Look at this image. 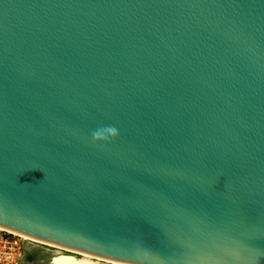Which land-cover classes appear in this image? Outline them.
Masks as SVG:
<instances>
[{
  "label": "water",
  "instance_id": "95a60500",
  "mask_svg": "<svg viewBox=\"0 0 264 264\" xmlns=\"http://www.w3.org/2000/svg\"><path fill=\"white\" fill-rule=\"evenodd\" d=\"M0 228L264 264V0H0Z\"/></svg>",
  "mask_w": 264,
  "mask_h": 264
},
{
  "label": "built area",
  "instance_id": "2783aa9c",
  "mask_svg": "<svg viewBox=\"0 0 264 264\" xmlns=\"http://www.w3.org/2000/svg\"><path fill=\"white\" fill-rule=\"evenodd\" d=\"M25 255V240L0 228V264H20Z\"/></svg>",
  "mask_w": 264,
  "mask_h": 264
},
{
  "label": "bare ground",
  "instance_id": "6f19581e",
  "mask_svg": "<svg viewBox=\"0 0 264 264\" xmlns=\"http://www.w3.org/2000/svg\"><path fill=\"white\" fill-rule=\"evenodd\" d=\"M1 229H3V228H1ZM12 233H14V232H12ZM14 234L19 235L21 238H23L26 241L42 243L40 241L34 240L32 238H29L27 236H24V235H21V234H18V233H14ZM42 244H45V245H47L49 247H52V248L60 249L63 252H65V253H59L48 264H100L99 262H102L103 264H124V263H119V262L99 259V258L92 257V256H89V255H86V254H82V253H79V252H76V251H72V250H69V249H66V248H63V247H59V246H56V245H53V244H48V243H44V242Z\"/></svg>",
  "mask_w": 264,
  "mask_h": 264
},
{
  "label": "rangeland",
  "instance_id": "374dc122",
  "mask_svg": "<svg viewBox=\"0 0 264 264\" xmlns=\"http://www.w3.org/2000/svg\"><path fill=\"white\" fill-rule=\"evenodd\" d=\"M42 243L25 240L26 255L20 264H48L59 253H65L60 249L52 248ZM99 263L103 264L102 262Z\"/></svg>",
  "mask_w": 264,
  "mask_h": 264
},
{
  "label": "clouds",
  "instance_id": "9594fccd",
  "mask_svg": "<svg viewBox=\"0 0 264 264\" xmlns=\"http://www.w3.org/2000/svg\"><path fill=\"white\" fill-rule=\"evenodd\" d=\"M108 131L112 132L113 135H115V129L114 128H109Z\"/></svg>",
  "mask_w": 264,
  "mask_h": 264
}]
</instances>
